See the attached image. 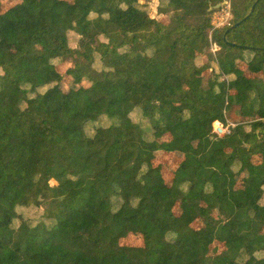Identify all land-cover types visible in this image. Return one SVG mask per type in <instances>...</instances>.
I'll list each match as a JSON object with an SVG mask.
<instances>
[{
	"label": "trees",
	"instance_id": "trees-1",
	"mask_svg": "<svg viewBox=\"0 0 264 264\" xmlns=\"http://www.w3.org/2000/svg\"><path fill=\"white\" fill-rule=\"evenodd\" d=\"M157 1L170 27L150 0L0 2V70L19 79L0 75V264H264V0ZM217 58L238 91L221 137ZM42 103L20 134L10 118ZM197 219L222 220L211 244Z\"/></svg>",
	"mask_w": 264,
	"mask_h": 264
},
{
	"label": "rangeland",
	"instance_id": "rangeland-1",
	"mask_svg": "<svg viewBox=\"0 0 264 264\" xmlns=\"http://www.w3.org/2000/svg\"><path fill=\"white\" fill-rule=\"evenodd\" d=\"M67 2H70V0H65ZM1 2V8H2V11H6L8 10L9 8L13 7V6H17L20 4V0H0ZM227 4H223L224 5V8L222 11H217V12H213L211 15H210V19H211V22H212V26H213V29H218V28H224L226 26H229V23L230 20H231V14H230V4L228 2H226ZM150 6H151V17L153 19H156L159 23L165 25V26H171L172 25V21L170 20V15L168 12H165L163 14H159L157 13V5H158V1L157 0H150L149 2ZM32 9L34 10H39L40 9V6L37 5V4H29ZM211 33L212 31H208L207 34L209 35V37H211ZM210 49L212 51H214L215 54H217L216 50H218L217 47H214L215 45L212 43L210 44ZM210 49H207L208 51H206L205 55L207 53H212V51ZM38 53H40V51L38 50ZM219 59V58H218ZM220 63L217 64L218 67H222V71L224 73L227 72V64L226 62L224 61V59H219ZM70 64L66 65L64 68H63V71H66V74L67 72L69 71H72L70 66ZM220 69V68H219ZM220 74V71L217 70L216 72V77L213 75H208L206 76V79L208 81H210L211 79H214V81H216L217 83L219 82V77L221 76ZM0 75L3 76V77H8L10 78L11 82L13 83L14 86H17L19 85V79L18 77L15 75V67L12 63L11 60H9L6 65L0 70ZM72 76V75H71ZM227 80V79H226ZM237 92V89H229V92L228 94H226L227 98L225 100V106H224V110H223V119L226 121V124L223 125V129L225 130V134L227 135L229 132H231V130L236 127V123H234V119L230 117V112L234 109V105H233V102H232V99L234 98V96L236 95L235 93ZM45 107V103H42L41 105H39V107H37L32 114H26L24 116H21V117H18V118H10V121L12 123H15L18 127V130L20 132V134L22 135H26L27 133V129H28V126L31 124V123H35V124H38V125H42L44 123V113H43V109ZM216 114V113H214ZM214 114H212L214 116ZM218 124V123H217ZM216 123H214V130L216 129V127L218 126ZM220 125V124H219ZM48 127L50 128V125H48ZM206 133V130L205 131H202L201 135L205 134ZM230 134V133H229ZM138 132L134 135V141L135 142H138ZM81 146V144H79ZM79 145L77 144H74V147L76 150H81L82 149V146L80 147ZM158 152V151H157ZM156 152V162H167V161H171V159L165 157L163 155L162 152ZM94 160L92 159L91 162H93ZM177 161V159H175V162ZM165 169L169 170L170 169V165L169 164H166L165 165ZM165 175V174H164ZM166 177H168L167 175H165ZM220 178H214V181L216 182H219ZM51 190H52V195H59V190H58V186L56 184H51ZM93 204H97L98 203V200L94 197L93 198V201H92ZM186 220L188 221L189 220V217L187 216L186 217ZM199 221V222H198ZM203 221L201 220H196L194 221V223L192 224V226L196 229V228H200L199 232L195 235H193L192 237V240L194 243H197V244H211L214 240V234L217 230H219L223 223H222V220H218L216 221L210 228L208 229H204L202 228L201 226V223ZM134 242V241H132ZM233 246H241L243 245V241H240V240H237V241H234L233 243ZM213 246H216L215 244ZM223 249L220 248L219 252H221Z\"/></svg>",
	"mask_w": 264,
	"mask_h": 264
},
{
	"label": "crops",
	"instance_id": "crops-1",
	"mask_svg": "<svg viewBox=\"0 0 264 264\" xmlns=\"http://www.w3.org/2000/svg\"><path fill=\"white\" fill-rule=\"evenodd\" d=\"M209 41H210V44H212V42H211V37H209ZM215 47V46H214ZM208 49V48H207ZM211 50V49H210ZM212 51V50H211ZM217 51V50H216ZM212 53L213 54H215L214 53V51H212ZM219 59H221V58H219ZM219 59L217 58V64H219L220 63V61H219ZM220 68V69H219ZM218 71H220V74H221V76L219 77V85L220 86H222L224 89H226V93L228 94V92H229V89H232V87L230 86V84H229V81L228 80H226V77H225V75H226V73H224L223 71H222V67H218ZM215 75H216V73H214ZM219 74V75H220ZM209 82H211V80L209 81ZM222 88V89H223ZM235 89V88H234ZM238 92V91H237ZM237 92L235 93V94H237ZM217 124V123H216ZM218 125V124H217Z\"/></svg>",
	"mask_w": 264,
	"mask_h": 264
},
{
	"label": "bare ground",
	"instance_id": "bare-ground-1",
	"mask_svg": "<svg viewBox=\"0 0 264 264\" xmlns=\"http://www.w3.org/2000/svg\"><path fill=\"white\" fill-rule=\"evenodd\" d=\"M200 46L203 47V48H208L210 49V41H209V35L208 34H205L203 39L201 40L200 42Z\"/></svg>",
	"mask_w": 264,
	"mask_h": 264
},
{
	"label": "built area",
	"instance_id": "built-area-1",
	"mask_svg": "<svg viewBox=\"0 0 264 264\" xmlns=\"http://www.w3.org/2000/svg\"><path fill=\"white\" fill-rule=\"evenodd\" d=\"M223 128H224V127H223L222 125H219V124H218V126H217L216 129L214 130L215 134H216L217 136H220V137L223 136V135H226V134H225V130H224ZM229 133H230V132H229ZM229 133H228V134H229ZM228 134H227V135H228Z\"/></svg>",
	"mask_w": 264,
	"mask_h": 264
},
{
	"label": "water",
	"instance_id": "water-1",
	"mask_svg": "<svg viewBox=\"0 0 264 264\" xmlns=\"http://www.w3.org/2000/svg\"><path fill=\"white\" fill-rule=\"evenodd\" d=\"M224 4L226 5L227 3L225 2Z\"/></svg>",
	"mask_w": 264,
	"mask_h": 264
}]
</instances>
